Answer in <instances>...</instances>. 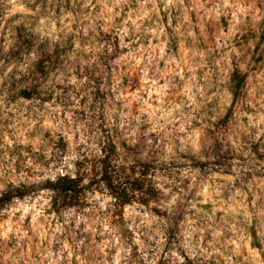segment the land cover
<instances>
[{
	"label": "rangeland",
	"instance_id": "1",
	"mask_svg": "<svg viewBox=\"0 0 264 264\" xmlns=\"http://www.w3.org/2000/svg\"><path fill=\"white\" fill-rule=\"evenodd\" d=\"M118 29L129 35L121 40ZM111 46L119 55L109 63ZM222 65L231 69L225 74L234 102L222 117L224 134L211 146L212 159L200 166L195 183L184 179L192 190L170 240L179 243L178 234H186L183 225L195 222L192 227L199 230L188 239L196 255L177 249L183 264H258L264 259L253 257L264 231V18L247 16L245 0H0V146L20 133L21 140L34 141L40 128L47 139L55 123L49 113L61 120L83 117L89 134L99 130L107 138L104 151L110 153L106 159L112 172L131 173L124 184L131 187L132 202L120 206L117 215L122 222L138 225L147 245L153 218L159 215L152 207L159 194L157 172L164 179L180 180L178 173L173 176L156 165L167 140L157 136L149 112L161 104V93L167 101L173 98L169 93L179 89L174 96L179 102L187 100L182 94L193 84L207 81L211 88ZM130 81L134 87H129ZM201 92L203 96L202 88ZM212 102L209 95L208 105ZM134 117L148 121L140 126L138 138L127 135L136 125ZM176 127L199 142L197 128L189 133L179 123ZM121 133L125 138L117 143L114 137ZM146 137L152 139L151 147ZM21 148L25 145L13 144L5 156L0 147V164L12 163ZM26 150L31 151L32 145ZM145 151L151 166L138 170L145 163ZM121 159L133 163L117 169L113 161ZM140 191L149 195H136ZM245 215L247 228L238 233L234 221ZM77 219L82 229L89 227L87 217L69 205L59 218L49 219L47 227L31 217L26 223L41 229L39 248L46 234L59 228L56 236H62L68 228H76ZM5 223L6 219L0 220V225ZM127 233L139 235L131 228ZM245 236L251 237L250 243ZM49 244L50 252L38 253L40 264H56L58 245L50 235L45 248ZM27 251L31 255V247ZM87 255L69 253L70 264H88ZM146 255L151 258L150 248ZM156 264H168L164 253Z\"/></svg>",
	"mask_w": 264,
	"mask_h": 264
},
{
	"label": "clouds",
	"instance_id": "2",
	"mask_svg": "<svg viewBox=\"0 0 264 264\" xmlns=\"http://www.w3.org/2000/svg\"><path fill=\"white\" fill-rule=\"evenodd\" d=\"M231 7L235 8V5ZM245 12L249 17L264 18V0H245ZM117 34L121 40L129 35L127 30L119 29ZM99 50L98 48L97 51ZM107 55L108 62L112 63L111 57L118 56L119 53L111 46ZM146 69L147 65L144 66L145 72ZM226 71L230 72L231 69L222 65L219 75L213 77L211 88L207 81L203 85L193 84L191 89L182 94L187 100L176 102L174 96L179 89H175V93H169L173 98L167 101L163 100L161 93V104L149 112L157 136L161 140H167L166 148L162 149V155L156 160V165L164 167L165 171L173 176L178 173L180 180L177 182L176 179H164L163 174L157 172L156 175L160 179L155 182V188L159 194L153 199L152 207L159 210V215L153 218L154 227L147 235L150 242L147 245L141 241V236L145 234L140 232V227L122 222L117 215L123 190L127 187L131 192V187L124 184V179L131 176V173L124 171L117 175L112 172L106 159L110 153L104 151L107 138L102 136L99 130L89 134V129L85 128L88 121L83 117L61 120L49 113L55 123L50 129L51 136L47 139L42 138L45 129L40 128L34 133V141L21 140L19 136L23 135L22 133L13 141H5L0 146L3 147L5 156L13 144H23L25 148L19 149L12 163L0 164V220L6 219L8 222L0 225V264H33V261L40 264L41 256L38 253L50 252V244L45 248L49 235L54 237V242L58 245L56 264H70L69 253L75 255L78 252L88 254L85 257L88 264H156L161 253H164L168 264H183V257L177 252L180 248L187 249L189 255L194 257L196 253L189 248L188 237L199 230L198 227H192L195 222L183 225L186 234H178L179 243L171 241L170 234L182 214L188 193L192 190L190 186L184 185V179L191 178L195 183V178L200 174V166L212 159V144L224 134L223 125L226 121L222 117L234 102L229 95L231 83L225 74ZM147 83L145 80V85ZM153 84L155 86V82ZM134 86L130 81L129 87ZM172 87L175 88L174 85ZM209 95L213 97L211 105H208ZM201 96L198 100L197 97ZM261 100H264V96H261ZM261 107L264 108V104H261ZM184 109H187V112ZM133 119H136V125L127 135L138 138L141 135L140 126L148 121L135 117ZM124 123L122 121V126ZM177 123L187 128L189 133L192 128H197L199 142L190 134H181L182 130L178 132ZM124 138V133L114 137L117 143ZM128 142L131 144L132 140ZM146 142L151 147L152 139L146 137ZM28 145H32L31 151L26 150ZM123 151L121 149L122 153ZM205 153L209 155L206 156ZM143 155L145 163L138 165V170L151 166L147 151ZM131 163L132 159L127 162L123 159L113 161L117 169L121 165ZM69 180L75 182L72 191L67 187ZM136 195L146 197L149 194L140 191ZM69 205L81 217H87L89 227L82 229L80 220L77 219L76 228H68L62 236H56V232L61 231L57 228L45 235L38 248L36 240L41 229L36 226L34 230L33 225L26 223L27 218L31 217L37 225L43 223L47 227L48 220L59 218ZM46 213L50 215L46 216ZM234 224L236 231L240 233L242 229L247 228V216L245 215L243 220L234 221ZM129 228L139 235L129 236ZM181 236L185 238L181 240ZM97 238L99 243L96 242ZM244 239L251 242L249 236ZM169 243L171 246L165 253L164 249ZM29 247L31 255L27 251ZM149 248L152 252L151 258L146 255ZM256 256L264 257V231L259 233V247L253 254V257ZM43 258L51 260L50 255H44ZM258 264H264V259Z\"/></svg>",
	"mask_w": 264,
	"mask_h": 264
},
{
	"label": "trees",
	"instance_id": "3",
	"mask_svg": "<svg viewBox=\"0 0 264 264\" xmlns=\"http://www.w3.org/2000/svg\"><path fill=\"white\" fill-rule=\"evenodd\" d=\"M28 97L29 96H26V98H28ZM65 179L68 180V178H65ZM74 186H75V182L69 180L68 181V185H67L68 190L72 191ZM121 201H122L121 206H124V205L129 204V203L132 202V200L129 199V193H128V188L127 187L122 192Z\"/></svg>",
	"mask_w": 264,
	"mask_h": 264
}]
</instances>
